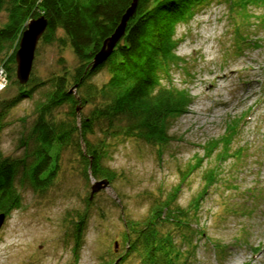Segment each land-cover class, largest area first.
I'll list each match as a JSON object with an SVG mask.
<instances>
[{"label":"rangeland","instance_id":"obj_1","mask_svg":"<svg viewBox=\"0 0 264 264\" xmlns=\"http://www.w3.org/2000/svg\"><path fill=\"white\" fill-rule=\"evenodd\" d=\"M246 9L247 16L230 10L226 0H212L191 19L178 23L175 53L181 60L172 65L170 77L174 85L189 91L191 101L183 113L168 119L167 144L133 137L106 140L103 164L115 170L114 178L92 198L96 180L86 178L74 146L60 154L57 175L46 190L35 191L20 182L23 207L13 211L1 228L0 264H107L111 260L115 264L125 248V220L144 217L150 203L173 186H178L175 200L183 206L202 192L203 171L216 163L221 143L185 179L186 172H181L208 155L202 146L222 138L227 126L235 123L240 124L239 132L232 136L230 150L240 148L241 156L225 155L217 162V177L199 198L197 224L192 226L200 233L193 235V246L178 241V233L174 240L182 250L191 248L188 264H264V3ZM6 20L7 11L2 9L0 24ZM241 34L251 36L257 45L245 43L237 49ZM78 63L68 43L39 40L31 77L37 81L52 74L71 76ZM15 72L14 62L12 80ZM6 77L0 103L17 93V83L10 82L7 72ZM107 78L102 69L91 81L100 85ZM39 96L36 92L9 109L8 125L1 132L6 155L22 154L20 137L34 117V100ZM92 106L86 103L77 112L85 113ZM67 111L65 104L53 113L65 119ZM94 131L92 142L103 137L101 131ZM82 210L88 215L76 248L75 219ZM212 242L223 243V251L218 252Z\"/></svg>","mask_w":264,"mask_h":264},{"label":"trees","instance_id":"obj_2","mask_svg":"<svg viewBox=\"0 0 264 264\" xmlns=\"http://www.w3.org/2000/svg\"><path fill=\"white\" fill-rule=\"evenodd\" d=\"M131 1L0 0V12L7 11V20L0 24V66L6 69L10 82L18 85L17 93L0 103V214L6 213L9 217L23 207L21 181L35 191H44L53 184L59 156L69 146L78 151L88 180L107 178L110 181L115 170L103 164L109 144L106 140L133 137L155 145L170 141L168 119L183 113L191 101L189 91L174 85L170 77L172 65L181 60L175 53L180 41L176 27L212 0H138L136 11L110 57L90 69L88 65L94 54L113 32ZM226 1L230 10L237 9L246 16L248 5L264 3V0ZM41 14L47 18V27L39 40H57L59 45L68 43L79 63L71 76L52 74L48 79L35 81L30 73L28 81L20 84L12 80L18 39L26 22ZM239 36L237 49L245 43L257 45L251 36ZM102 69L109 78L98 85L91 78ZM36 92L40 96L34 100V117L20 137L24 150L20 156L6 155L1 147V132L8 125L9 109L24 99L33 98ZM89 102L93 104L91 109L77 112L78 104L81 109ZM65 104L68 117L58 119L53 110ZM239 125L229 124L222 138L203 145L208 155L197 158L181 172H186L182 177L185 179L202 165L204 157L222 144L215 156L216 163L203 171L202 192L193 195L187 205L175 200L179 188L173 186L150 203L144 217L125 220L122 236L125 248L115 264H188L191 248L182 250L174 240V233L179 234L178 241L193 246V235L200 233L197 226H192L197 224L199 198L216 179L217 162L225 155L241 156L240 148L230 150L232 136L239 132ZM96 129L103 137L92 142L90 136ZM86 215L87 210H82L75 219L76 248L80 245ZM212 245L218 252L223 251V243L212 242Z\"/></svg>","mask_w":264,"mask_h":264},{"label":"water","instance_id":"obj_3","mask_svg":"<svg viewBox=\"0 0 264 264\" xmlns=\"http://www.w3.org/2000/svg\"><path fill=\"white\" fill-rule=\"evenodd\" d=\"M129 3L130 4L125 9V11L121 13L122 15L120 17L119 23L116 25L113 32L103 40L101 47L94 54L91 62L88 65L90 69L97 67L108 57H110L117 42L122 37V34L125 33L127 22L134 15L138 0H132ZM45 27H47V18L44 17L43 14H41L38 17L30 18L26 22L25 28L21 32V36L18 39V47L14 55L16 71L15 77L17 79V82H19L20 84H25L29 79L33 59L35 56L36 46L39 38L45 31ZM78 109L79 106H77V110ZM107 187H109V180L107 178L96 180L95 184L92 185L90 198L94 196L95 192H98L99 190L105 189ZM5 219H7V214L1 212L0 231L4 223L6 222Z\"/></svg>","mask_w":264,"mask_h":264},{"label":"built area","instance_id":"obj_4","mask_svg":"<svg viewBox=\"0 0 264 264\" xmlns=\"http://www.w3.org/2000/svg\"><path fill=\"white\" fill-rule=\"evenodd\" d=\"M5 83H7L6 72L4 70V67L0 66V90L5 87Z\"/></svg>","mask_w":264,"mask_h":264}]
</instances>
